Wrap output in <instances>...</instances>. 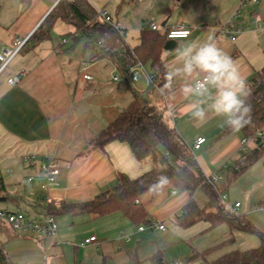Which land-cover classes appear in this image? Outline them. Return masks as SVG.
Returning a JSON list of instances; mask_svg holds the SVG:
<instances>
[{
  "label": "crops",
  "instance_id": "obj_1",
  "mask_svg": "<svg viewBox=\"0 0 264 264\" xmlns=\"http://www.w3.org/2000/svg\"><path fill=\"white\" fill-rule=\"evenodd\" d=\"M88 1L111 17L130 49L140 45L142 31L151 24L158 26L155 32L161 35L177 28L191 30L187 39L168 40L169 48L161 56L167 73L177 66L179 49L205 41L215 42L232 57L246 90L264 67V0ZM58 2L30 0L27 5L23 0H0V52L29 38ZM228 23L231 29L241 30L234 40L222 32ZM122 51V47H100L59 20L47 40L27 45L5 70L0 81V180L6 199L0 202V210L26 213L33 221L47 215V205L41 202V162L50 158H56L61 168L57 185L48 193L54 205L94 199L116 185L117 173L135 179L153 170L151 157L137 160L126 144L111 142L104 150L90 148L92 140L132 103L134 91L143 94L175 128L203 173L219 178L216 184L229 189L228 201L240 203L239 215L264 232V155L230 181L238 161L255 148L256 141L240 131H227V126L221 127L222 118L211 114L206 123L197 124L180 92L181 78L174 79L170 87H165L167 80L159 87L150 86L143 76L129 82L133 67L123 74L112 58ZM144 67L152 77L150 66ZM82 68L92 80L82 78ZM20 74H24L20 83L11 86L9 80ZM116 76L120 81L114 80ZM199 138L206 142L193 150ZM243 139L247 140L244 147ZM191 199L200 207L208 203L200 190L193 194L177 191L171 182L140 197L150 222L164 225L165 231H139L119 214L100 219L90 214L57 215L55 237L22 234L0 223V244L12 264L28 258L30 264H153L151 257L157 252L167 264L174 260L187 264L192 253H206L198 261L209 264L232 251L261 245L260 239L255 243L245 238L254 234L233 230L225 223L212 229L205 222L180 228L176 217ZM182 231L189 236L180 237V253L168 255V246ZM93 236L96 241L81 245ZM201 239L207 241L204 247L197 245Z\"/></svg>",
  "mask_w": 264,
  "mask_h": 264
},
{
  "label": "trees",
  "instance_id": "obj_2",
  "mask_svg": "<svg viewBox=\"0 0 264 264\" xmlns=\"http://www.w3.org/2000/svg\"><path fill=\"white\" fill-rule=\"evenodd\" d=\"M23 2L28 5L30 0ZM59 20L72 26L89 41L102 43L106 49L122 47L124 51L115 53L112 57L121 73L126 74L131 67L138 64L149 65L153 72L150 86L159 87L167 80L161 57L168 42L167 35H161L151 29L144 30L140 45L130 49L124 43V32L111 22H106L88 0H59L52 12L26 41L23 49L27 45L35 46L47 40ZM247 91L249 95L246 103L251 106V122L239 131L245 138L254 139L256 144L251 152L238 161L231 182L264 155V67L257 73ZM232 130L227 128V131ZM111 142L128 145L139 161L151 157L155 168L135 179L117 173V183L113 188L87 202H61L59 205L48 203L47 215L56 218L57 215L90 214L100 219L119 214L137 227L148 226L149 214L140 202V197L165 182H171L177 191L193 194L200 190L208 198L204 207H200L194 199L183 207L176 217V224L180 228L188 229L205 222L209 224V229H212L225 223L233 230L254 234L260 239L261 245L255 249L235 250L209 264H264V232L256 229L245 217L225 208L221 199L227 188H220L203 173L175 128L162 118L143 94L133 91L132 103L92 140L90 148L104 150ZM5 193V186L0 180V202L6 199ZM206 256V253H192L187 261L192 264L204 260ZM151 260L153 264H167L161 252L153 255ZM0 264H12L1 244Z\"/></svg>",
  "mask_w": 264,
  "mask_h": 264
},
{
  "label": "clouds",
  "instance_id": "obj_3",
  "mask_svg": "<svg viewBox=\"0 0 264 264\" xmlns=\"http://www.w3.org/2000/svg\"><path fill=\"white\" fill-rule=\"evenodd\" d=\"M186 32H174L172 39H183ZM176 65L167 73L165 87L181 78L180 92L188 101L190 114L197 124L209 115L222 118L221 127L239 131L251 122V106L246 83L230 55L213 41L189 43L178 50Z\"/></svg>",
  "mask_w": 264,
  "mask_h": 264
},
{
  "label": "built area",
  "instance_id": "obj_4",
  "mask_svg": "<svg viewBox=\"0 0 264 264\" xmlns=\"http://www.w3.org/2000/svg\"><path fill=\"white\" fill-rule=\"evenodd\" d=\"M258 0H253V2H257ZM100 16L106 20V22H111V17L105 12L101 11L99 12ZM149 29L152 31H158L159 28L155 24H151ZM174 32H186L187 36L183 39H187L191 36V30L186 28H177L172 29L168 32H166L168 40H177L170 38L171 34ZM222 32L225 35H229V37L234 40L236 38V35L241 33V30H233L231 29V23L226 24L222 28ZM29 38H27L24 41H16L15 44L8 49L3 50L0 52V81L3 73L5 70L10 66V64L13 62V60L19 55V53L22 51L26 41ZM100 47H104L102 43H97ZM24 74H20L19 76H15L12 79L9 80V84L11 86H17ZM81 76L84 80L90 81L92 80V77L86 73V68L81 69ZM143 76L147 80L149 84H151L152 77L147 73L145 70V67L141 64L135 65L131 70V76L129 78V82L135 83L138 81V79ZM115 81H120V77L116 76L114 78ZM260 136V135H259ZM206 142L205 138H199L194 144L193 150H198L204 143ZM247 140L243 139V147L246 145ZM41 171H42V181L40 183V192L42 194L41 202L44 205H47L49 201L48 193L51 191L52 188H54L57 185L58 178L61 175V168L59 165V161L56 158H50L49 160L41 162ZM213 183H217L219 178L212 177L210 178ZM176 193V192H175ZM222 203L227 207V209L234 213L238 214V210L240 208V203L231 204L228 201V198L226 196H222L221 199ZM0 223L8 224L13 230L20 232L22 234H34V235H42L45 237H55L58 234V224L56 221V218L51 215H45L41 221H33L30 220L24 213L19 212H8L6 210H0ZM146 228L150 229H158L160 231H165L166 228L162 224H158L156 222H150L148 226H141L139 227V231H144ZM96 237H90L86 240H84L81 245H87L94 241H96ZM171 264H180L179 262H173Z\"/></svg>",
  "mask_w": 264,
  "mask_h": 264
},
{
  "label": "rangeland",
  "instance_id": "obj_5",
  "mask_svg": "<svg viewBox=\"0 0 264 264\" xmlns=\"http://www.w3.org/2000/svg\"><path fill=\"white\" fill-rule=\"evenodd\" d=\"M238 191V190H237ZM237 191H234V192H237ZM230 194V191H229V189H228V191H226L223 195L224 196H226L227 198H228V196H230L229 195ZM229 199L231 200L232 198H230L229 197ZM236 200V199H235ZM234 200V201H235ZM234 203V202H233ZM225 206V205H224ZM226 209H227V207H225ZM25 215H26V213H24ZM238 215H239V210H238ZM27 216V215H26ZM28 217V216H27ZM172 229V228H171ZM181 234V236H179L178 234H177V238L174 240V242L173 243H171L168 247H169V250H168V255H170V254H173L175 257L180 253V248H181V246H182V243L181 242H179V239L181 240L182 238H180V237H186V236H189V233L188 232H181L180 233ZM245 238H247L248 240H250V241H254L255 243H259V238L256 236V235H246V237ZM206 239H201L198 243H197V245H198V247H204V245L206 244ZM249 242H247V245H250V244H248ZM257 245H259V244H257ZM257 247V246H256ZM168 255H167V257H168ZM167 260L169 261V258H167ZM167 261V262H168ZM177 260H174V262H176ZM31 263V260L28 258V259H26L22 264H30ZM169 263V262H168ZM171 263H173V262H170V264ZM210 263V262H209ZM188 264V263H187ZM193 264V263H192ZM194 264H208V262H204V261H198V262H195Z\"/></svg>",
  "mask_w": 264,
  "mask_h": 264
},
{
  "label": "water",
  "instance_id": "obj_6",
  "mask_svg": "<svg viewBox=\"0 0 264 264\" xmlns=\"http://www.w3.org/2000/svg\"><path fill=\"white\" fill-rule=\"evenodd\" d=\"M169 48V45L165 47V49Z\"/></svg>",
  "mask_w": 264,
  "mask_h": 264
}]
</instances>
